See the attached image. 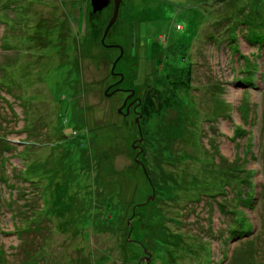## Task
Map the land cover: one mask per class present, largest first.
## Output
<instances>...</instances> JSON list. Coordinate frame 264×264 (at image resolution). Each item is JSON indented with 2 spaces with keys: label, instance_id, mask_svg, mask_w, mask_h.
I'll return each instance as SVG.
<instances>
[{
  "label": "rangeland",
  "instance_id": "obj_1",
  "mask_svg": "<svg viewBox=\"0 0 264 264\" xmlns=\"http://www.w3.org/2000/svg\"><path fill=\"white\" fill-rule=\"evenodd\" d=\"M112 12L0 0V264H264V0H122L115 72Z\"/></svg>",
  "mask_w": 264,
  "mask_h": 264
},
{
  "label": "trees",
  "instance_id": "obj_2",
  "mask_svg": "<svg viewBox=\"0 0 264 264\" xmlns=\"http://www.w3.org/2000/svg\"><path fill=\"white\" fill-rule=\"evenodd\" d=\"M119 14H120V12H119ZM118 18H119V15H118ZM118 18H117L116 22L113 24V26L110 28L106 39L111 35V32H112L114 26H116V24H117ZM237 38L238 37L236 35H233L232 38H230V39L232 41H235ZM251 42H254V43L256 42L259 44V46H263L262 49L264 50V30L261 33L256 34V37L251 38ZM123 55H125V48H124V54ZM240 55L243 56V54H240ZM263 56H264V52H263ZM177 70H179V74L173 75L174 76L173 78H172L171 71H170V73H166L165 75L160 74V78L158 79L159 80L158 84L161 85V88H159L157 86L155 87V86H153V84H148L146 82L147 85L144 87V96L141 97L144 99H142L140 102V109L143 113L144 119H147L149 117L151 119H153V117L155 115H157V114L160 115V113H162L165 109L169 108V106L171 107V105L174 104L175 101H178L179 104H182L181 101L182 100L185 101V100H184V98L180 97L179 90H181V89L185 90V95H186V99H187V92L190 89L189 86L191 85V79H192V68L190 67V65H184V66L177 68ZM253 70H255V69H253ZM173 71H175V70H173ZM244 71H246L248 73L247 75L245 74L244 81H246L247 83H250V84H255L253 81L255 77L253 76L254 74H253L252 68L248 67V68L244 69L243 72ZM163 86H164V88L162 89ZM217 101L221 105H224V106L227 104V102L226 103L223 102V100H221L220 98H218ZM212 111L214 113V109H212ZM215 111H217V113H219L221 110L216 109ZM211 120H213V119H211ZM239 131H243V129H239ZM221 171H222V169H221ZM241 178L245 182L250 183V180H249L250 177H248V176L243 177L242 176ZM217 193H219V192H216V193L212 192V193H206V194L212 196V195H216ZM241 193L242 192H240V194ZM171 194L169 193L167 195V197H169ZM243 199H246V198H243ZM247 199H248V202H250L251 196L248 197ZM218 201H220V200H218ZM219 203L221 205V208L224 210V208L226 206L225 203H223L221 201ZM241 213L242 212L239 209V212L235 216V218L238 219V222H237V224L232 226V228L230 230V231H232V233L234 235H235V233H241V234L244 233L245 234L246 232H249L250 230H252L251 229L252 227L245 224L246 217H245V215H243ZM240 228H242V230Z\"/></svg>",
  "mask_w": 264,
  "mask_h": 264
},
{
  "label": "water",
  "instance_id": "obj_3",
  "mask_svg": "<svg viewBox=\"0 0 264 264\" xmlns=\"http://www.w3.org/2000/svg\"><path fill=\"white\" fill-rule=\"evenodd\" d=\"M111 1H113V12H112V15H111V17H110V19H109V21H108V23L104 29L103 36H102L101 40L105 45L120 47V54L114 60L113 66H112V71L115 72V67L117 65V62L121 58V56L124 54V47L118 43H110V44L106 43V36H107L110 28L113 26V24L116 22V20L118 18L122 0H91V3H92L93 10L95 12H97V11H100V10L104 9L105 7H107L111 3ZM120 74L122 75V78H123L124 74L122 72H120ZM133 93H134V91L131 94L133 95Z\"/></svg>",
  "mask_w": 264,
  "mask_h": 264
},
{
  "label": "flooded vegetation",
  "instance_id": "obj_4",
  "mask_svg": "<svg viewBox=\"0 0 264 264\" xmlns=\"http://www.w3.org/2000/svg\"><path fill=\"white\" fill-rule=\"evenodd\" d=\"M141 95L139 96H135V95H132L130 98H131V105L130 106H132L133 108H134V106H137V105H139L140 104V102H141Z\"/></svg>",
  "mask_w": 264,
  "mask_h": 264
}]
</instances>
